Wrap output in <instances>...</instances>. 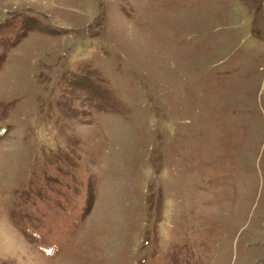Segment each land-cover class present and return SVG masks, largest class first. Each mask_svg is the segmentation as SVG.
<instances>
[{"label":"rangeland","instance_id":"rangeland-1","mask_svg":"<svg viewBox=\"0 0 264 264\" xmlns=\"http://www.w3.org/2000/svg\"><path fill=\"white\" fill-rule=\"evenodd\" d=\"M0 264H264V0H0Z\"/></svg>","mask_w":264,"mask_h":264}]
</instances>
